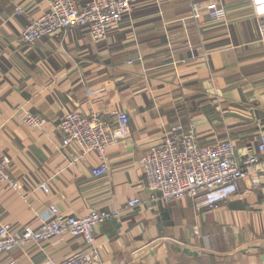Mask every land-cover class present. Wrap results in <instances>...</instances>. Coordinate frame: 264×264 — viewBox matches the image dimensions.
<instances>
[{
    "label": "crops",
    "instance_id": "crops-1",
    "mask_svg": "<svg viewBox=\"0 0 264 264\" xmlns=\"http://www.w3.org/2000/svg\"><path fill=\"white\" fill-rule=\"evenodd\" d=\"M90 0H74L78 6ZM226 9L208 20L206 5ZM198 3L201 17L191 16ZM131 10L106 38L85 27L33 42L21 39L28 17L50 0H0V151L18 188H0L2 221L38 227L51 205L65 215L90 209L120 211L95 226L102 264H264V164L260 184L245 177L241 193L217 209H197L190 197L150 203L139 159L173 125L195 123L198 141L229 139L237 153L264 131V33L250 0H130ZM20 7V13L15 8ZM68 109L98 113L111 126L115 111L129 116V135L105 151L108 171L76 144L62 145L56 126ZM20 111L43 116L23 124ZM47 181V190L40 184ZM140 198L143 204L127 209ZM85 249L65 234L0 254V264H44Z\"/></svg>",
    "mask_w": 264,
    "mask_h": 264
},
{
    "label": "built area",
    "instance_id": "built-area-1",
    "mask_svg": "<svg viewBox=\"0 0 264 264\" xmlns=\"http://www.w3.org/2000/svg\"><path fill=\"white\" fill-rule=\"evenodd\" d=\"M256 18L262 24L264 33V0H250ZM208 20L221 22L226 9L220 3L206 5ZM131 10L130 0H90L78 6L74 0H50V9L39 16L28 17L21 39L33 42L44 36H51L61 30L85 27L94 41L105 39L108 32L120 25ZM20 7L15 8L20 13ZM191 16L201 17L198 3L191 4ZM116 124L111 126L98 113L83 114L74 109L65 111L56 126L62 145L76 144L81 154L72 156V161L84 159L91 153L98 155L100 164L92 169L94 176L108 171L105 151L111 145L126 139L129 135V116L125 111H115ZM20 121L31 129L46 125L43 116L20 111ZM264 164V131L258 135L255 146L249 144L244 153H237L229 139L211 145L198 141L196 125L190 122L186 129L173 125L139 159V166L145 175V189L150 203H174L190 197L197 209L215 210L223 202L241 193V181L248 177L256 187L260 184L255 167ZM10 159L0 151V188L4 185L17 189L18 183L8 172ZM47 190V181L40 184ZM143 204L140 198L127 201L126 208L133 209ZM117 209L106 211L90 209L85 215H65L51 205L43 223L38 227L13 228L2 221L0 213V254L8 253L30 242L37 245L54 237L70 234L84 240L85 249L72 252L55 261L48 258L44 264H102L93 230L96 225L120 220Z\"/></svg>",
    "mask_w": 264,
    "mask_h": 264
}]
</instances>
